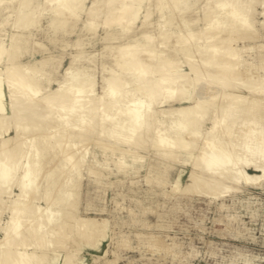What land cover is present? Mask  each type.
I'll use <instances>...</instances> for the list:
<instances>
[{
  "label": "bare ground",
  "instance_id": "1",
  "mask_svg": "<svg viewBox=\"0 0 264 264\" xmlns=\"http://www.w3.org/2000/svg\"><path fill=\"white\" fill-rule=\"evenodd\" d=\"M86 1L0 0V264H54L63 249L58 264H78L68 242L103 234V218L76 210L94 133L105 149L122 146L109 160L118 169L148 144L169 160L196 149L185 192L220 196L264 181V42L257 64L241 56L252 46L236 43L256 38L257 4L264 26V0H201L200 31L184 15L199 0H155L156 36L146 5L133 33L143 0ZM82 11V30L102 25L113 59L101 89L76 48L61 78V55L31 49L43 16L51 32H68Z\"/></svg>",
  "mask_w": 264,
  "mask_h": 264
},
{
  "label": "rangeland",
  "instance_id": "2",
  "mask_svg": "<svg viewBox=\"0 0 264 264\" xmlns=\"http://www.w3.org/2000/svg\"><path fill=\"white\" fill-rule=\"evenodd\" d=\"M87 1L88 6L90 0ZM154 2L143 0L133 33L144 29L140 27L141 17L149 8L154 10L150 16L153 23L146 28L156 36ZM200 2L184 13L186 18L195 21L193 26L199 31L203 27ZM261 9L262 6L257 4L256 26L253 27L256 38L236 42L252 46L241 51V56L250 64L259 63L261 51L258 45L264 42ZM85 19L86 13L82 11L73 31L51 32L43 16L31 31V38H36H32L31 49L36 51V56L41 53L62 56V63L55 71L58 78H61L70 56L77 50L81 51L78 64L89 67L95 74L97 88L101 89L102 68L112 65L109 62L113 59L104 46L103 26L99 24L87 32V29L82 30ZM8 32L9 27L3 31L4 34ZM78 36L83 44L73 47L72 43ZM170 36L173 39L175 34ZM33 42L45 44L42 45L44 51ZM171 45L172 40L168 46ZM94 134H91V142L86 143L84 160L87 162L84 161L81 168L76 210L77 214L91 215L99 220L103 218L104 232L94 243L90 242L92 244L78 238L68 242V249L77 253L78 264H264V181L250 186L241 184L220 196L185 192L182 187L187 182L196 149L179 152L169 160L159 154L157 146L148 144L150 148L147 150L146 147L134 148V154L124 156V168L118 169L112 162L120 158L119 148L122 146L114 147L113 151L105 149L103 143L108 142L107 137L98 143L96 134L92 136ZM111 159L112 162L109 161ZM5 218L6 214L1 220ZM62 252L65 250L56 252L54 264L61 261Z\"/></svg>",
  "mask_w": 264,
  "mask_h": 264
},
{
  "label": "crops",
  "instance_id": "3",
  "mask_svg": "<svg viewBox=\"0 0 264 264\" xmlns=\"http://www.w3.org/2000/svg\"><path fill=\"white\" fill-rule=\"evenodd\" d=\"M2 33H3V32H2ZM3 34H4V33H3ZM7 34H8V33H7ZM7 34H4V36H5L4 38H5V39H6V35H7ZM34 55L36 56V51L34 52ZM26 57H27V56H23L22 59L24 60V59H26Z\"/></svg>",
  "mask_w": 264,
  "mask_h": 264
}]
</instances>
